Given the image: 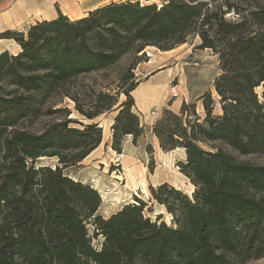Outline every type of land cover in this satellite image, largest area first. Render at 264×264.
I'll list each match as a JSON object with an SVG mask.
<instances>
[{
  "label": "trees",
  "instance_id": "obj_1",
  "mask_svg": "<svg viewBox=\"0 0 264 264\" xmlns=\"http://www.w3.org/2000/svg\"><path fill=\"white\" fill-rule=\"evenodd\" d=\"M253 2L124 0L0 33L19 47L0 52V264H241L264 256V165L238 158L264 155V4ZM196 37L198 48L218 55L221 114L206 92L198 98L203 116L195 101H183L152 126L162 150H184L178 166L194 190L189 196L166 182L150 189L171 225L162 214L146 217L142 201L98 215L97 190L63 169L99 146L102 128L71 127L76 121L60 104L70 99L93 120L124 94L112 125L111 147L121 153L120 137L135 142L143 131L131 111L138 82L134 65L116 80L108 70L128 53L169 51ZM93 74L108 81L105 91L82 84ZM88 95L94 103L83 109ZM43 157L57 165L35 166Z\"/></svg>",
  "mask_w": 264,
  "mask_h": 264
},
{
  "label": "rangeland",
  "instance_id": "obj_2",
  "mask_svg": "<svg viewBox=\"0 0 264 264\" xmlns=\"http://www.w3.org/2000/svg\"><path fill=\"white\" fill-rule=\"evenodd\" d=\"M138 1L143 5L154 2L160 5L165 0ZM253 1V3L264 4V0ZM31 15L32 17H26V21L18 22L17 27L12 29H5V24L3 23L7 22H3L2 18H0V25L4 28L0 33L6 30L25 32L27 27L34 23L28 20L38 17L36 12ZM199 43L198 37L192 38L171 51H161L156 47L147 46L144 49L145 54L140 52L136 56L128 53L117 66L108 70L109 79L116 80L121 70L127 66L134 65L133 78L134 81L138 82L136 88L130 92L134 101L131 111L138 116L143 131L135 142L132 141L133 137L131 135L120 137L121 153H117L111 147L112 125L118 114L119 109H117V106L127 100L124 94L118 96L117 105L110 111L101 113L93 120H87L80 115L75 109V103L70 99L66 98L60 104V106L64 105L70 110L69 118L76 121L70 124L71 127L82 128L77 123L78 121L83 124L97 123L102 128V144L99 151L95 153L96 158L93 159V155L91 158L63 169L65 175L83 184L90 185L97 190L101 199V204L97 211L98 215L108 218L126 203L138 204V201H142L145 203L143 212L146 217L154 220L157 214H162L161 221L171 225V216L163 206L157 204L151 198L150 189L166 182L189 196L194 190L195 187L180 172L178 166V163L185 162L184 150L180 148L168 151L162 150L159 147L157 138L152 133V126L162 117L164 110L168 109L178 112L183 101L187 103L195 101L198 113L203 116L202 101L198 100V98L206 92H210L212 99L215 101L213 114H221L219 98L213 86L215 78L220 74L218 55L214 54L210 49L198 48L197 45ZM3 48H7L10 53L19 51V47L12 39L0 38V50ZM149 54L152 56L150 62L148 59ZM156 73H159V76L151 78ZM164 75H166L167 79H165ZM150 79L166 80L158 94L159 107L140 112L137 110L135 99H137L138 91L142 88V85ZM107 82V80L102 81L98 75L93 74L84 79L82 84L99 90ZM129 82L131 80H128ZM114 85L110 86L112 93L115 92L113 90ZM102 90L105 91L106 87ZM256 91L260 94L262 87H258ZM93 101L94 98L88 95V97L81 98L79 104L83 109H88L93 105ZM119 154L122 155L119 156ZM238 158L264 165V155H238ZM56 165L57 158L55 157L39 158L35 163V166L55 167ZM101 239V237L93 238L92 245L98 247ZM241 264H264V256Z\"/></svg>",
  "mask_w": 264,
  "mask_h": 264
},
{
  "label": "crops",
  "instance_id": "obj_3",
  "mask_svg": "<svg viewBox=\"0 0 264 264\" xmlns=\"http://www.w3.org/2000/svg\"><path fill=\"white\" fill-rule=\"evenodd\" d=\"M119 1L124 0H0V18H2L3 22H7L3 23L5 24V29H12L17 27L18 22L26 21V17H32L31 14L34 12L38 14V17H34L33 19L28 20L29 22L51 20L56 18L59 14L65 15L69 19L74 20L87 15L89 11H92L99 6L108 4L110 2ZM69 13L73 15H70ZM76 15L78 16L76 17ZM4 28L0 25V32ZM4 50L8 49L3 48L2 50H0V52ZM151 57V54H149V62L151 61ZM158 74L159 73H156L155 75L151 76V78L159 76ZM164 77L165 79H167L166 75H164ZM164 81L166 80L150 79L148 82L146 81V83L142 85V88L138 91V97L137 99H135L138 111L145 112L149 111L154 107H159L158 104L160 102L158 94L162 90V86L165 84ZM101 144L102 142L97 148L91 151L82 161L86 160L87 158L93 157V155V159L96 158L95 153L99 151ZM121 155L122 154H119V156Z\"/></svg>",
  "mask_w": 264,
  "mask_h": 264
},
{
  "label": "bare ground",
  "instance_id": "obj_4",
  "mask_svg": "<svg viewBox=\"0 0 264 264\" xmlns=\"http://www.w3.org/2000/svg\"><path fill=\"white\" fill-rule=\"evenodd\" d=\"M154 3H156V2H154ZM70 17H72V16H70ZM77 17V16H76ZM148 47H152V48H155V47H153V46H148ZM126 204H128V203H126ZM170 215V214H169Z\"/></svg>",
  "mask_w": 264,
  "mask_h": 264
},
{
  "label": "water",
  "instance_id": "obj_5",
  "mask_svg": "<svg viewBox=\"0 0 264 264\" xmlns=\"http://www.w3.org/2000/svg\"><path fill=\"white\" fill-rule=\"evenodd\" d=\"M145 52V51H144Z\"/></svg>",
  "mask_w": 264,
  "mask_h": 264
}]
</instances>
